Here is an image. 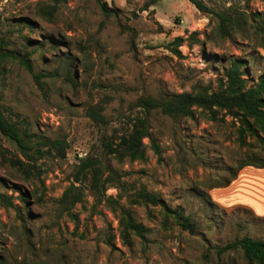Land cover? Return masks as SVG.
Instances as JSON below:
<instances>
[{"label":"rangeland","instance_id":"374dc122","mask_svg":"<svg viewBox=\"0 0 264 264\" xmlns=\"http://www.w3.org/2000/svg\"><path fill=\"white\" fill-rule=\"evenodd\" d=\"M105 1L114 11L108 18L94 0H66L47 19L42 9L51 0H0V39L15 52L28 54L33 65L30 73L16 62L4 64L0 106L7 116L23 119L30 132L69 143L64 159L39 160L40 180H24L0 155V192L16 196L19 206L17 211L0 205V253L8 264L15 260L25 264H250L239 248L218 255L214 247L243 236L264 241V216L235 200H222L223 189L216 187L231 178L248 151L237 141V123L229 117L224 122L210 121L199 112L193 117L151 112L150 133L162 150L161 161L150 140L144 139V162L117 163L102 153L100 137L125 126V116L136 114L130 105L138 97L213 87L230 56L247 59L248 73L255 79L264 72L260 37L249 31L247 40L240 33L221 38L215 31V17L188 0ZM200 1L224 13H264V0ZM240 23L242 29L250 26L248 19ZM192 32H198L202 45L190 36ZM178 36L185 39L178 48L181 56L170 51ZM33 73L46 75L40 78V87ZM91 105L102 108L106 125L85 115ZM1 150L7 155L19 153L3 136ZM87 154L123 173L128 189L111 187L107 195L120 192V203H125V193L146 189L190 215L196 234L161 230L158 207L134 205L135 217L152 229L147 246L135 242L132 252L122 248L109 253L102 238L110 226L120 247L117 217L102 205L100 213L90 218L93 198L85 189L84 202L72 212L80 221L78 232L86 231L87 239L74 237L73 222L59 215L58 199L71 183L74 165ZM17 188L27 195L25 200L18 197Z\"/></svg>","mask_w":264,"mask_h":264},{"label":"trees","instance_id":"16d2710c","mask_svg":"<svg viewBox=\"0 0 264 264\" xmlns=\"http://www.w3.org/2000/svg\"><path fill=\"white\" fill-rule=\"evenodd\" d=\"M66 0H51L42 14L51 19L57 11L59 5ZM104 18L114 14L105 0H94ZM193 6L203 12L210 14L216 19L215 31L221 38H231L233 33H240L244 40L249 38V31L260 37V47L264 50V13L259 11L235 14L217 11L204 5L200 0H188ZM147 4L146 7L150 6ZM146 9V8H145ZM248 19L250 26L241 28V21ZM190 36L195 42L203 44L197 38L198 32H192ZM207 38V37H205ZM185 41L182 37L173 40L170 51L181 56L178 49ZM16 62L24 67L28 72H33V65L28 54H20L10 49L4 39H0V73L6 62ZM249 62L244 58L230 56L228 65L222 68L221 73L214 79V86H206L198 91L180 92L172 95L159 97H138L131 105L130 109L136 111L133 116H125V126L120 130L114 128L109 134H102L100 146L105 156H110L117 163L124 160L130 162L146 160V144L144 139L150 140V147L156 155L157 160H162V150L150 133L149 115L153 111L169 117H193L195 112L202 114L207 120L224 122L230 118L232 123H237V141L240 146H247V152L232 172L230 179L222 185V188L230 184L237 172L244 167L264 168V72L250 78L248 73ZM44 74H34L36 83L40 87V78ZM102 108L97 105L88 106L85 115L99 125H106L107 119L101 113ZM13 119L5 114L0 106V136L11 141L18 150V154L7 155L5 150L0 151L3 161L15 168L21 177L29 181L31 179H41L42 170L38 164L39 160L45 157H56L64 159L69 148V143L65 139H52L43 134L30 132L27 123L18 116ZM248 139H253L255 144H251ZM123 173L113 169L109 163L98 156L87 154L80 157L74 165L71 173V183L63 190L58 199L59 215L65 214L73 222L72 235L79 240L87 239V232L79 231L80 221L78 215L72 212L77 204H82L85 200V189H87L93 203L90 207L89 217L99 214V207L105 205L117 217V232L120 247L117 246L116 236L112 228L108 226L106 234L102 238L103 244L109 248V253L114 251L122 252L125 248L129 252L133 251L135 242H139L143 248L149 241L148 234L152 231L141 221H139L131 210L134 205L145 207H158L161 219L158 222L161 230L178 229L189 234H196V223L190 215H186L180 207L172 208L159 196L148 192L146 189L138 190L132 194H124L125 203H120L122 195L117 193L109 196L106 191L109 188H116L119 191L127 190L128 187L122 181ZM19 198L25 200L24 192L20 188ZM16 196L0 192V205L5 208L19 210L15 203ZM88 220V219H87ZM86 223V222H85ZM88 229V225L86 224ZM216 253H222L239 248L242 250L244 258L250 264H264V241L254 239L249 236L228 242L223 246H214ZM24 260L15 264H25ZM67 264L66 262H64ZM0 264H8L4 254L0 253Z\"/></svg>","mask_w":264,"mask_h":264},{"label":"crops","instance_id":"0c3cea01","mask_svg":"<svg viewBox=\"0 0 264 264\" xmlns=\"http://www.w3.org/2000/svg\"><path fill=\"white\" fill-rule=\"evenodd\" d=\"M222 189V200H235L256 215L264 216V168L244 167L237 178Z\"/></svg>","mask_w":264,"mask_h":264}]
</instances>
